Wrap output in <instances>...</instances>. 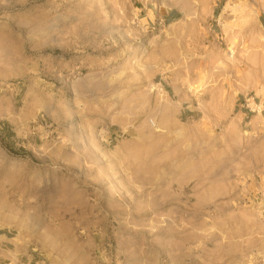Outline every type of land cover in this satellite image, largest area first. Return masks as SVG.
Wrapping results in <instances>:
<instances>
[{"label": "rangeland", "instance_id": "obj_1", "mask_svg": "<svg viewBox=\"0 0 264 264\" xmlns=\"http://www.w3.org/2000/svg\"><path fill=\"white\" fill-rule=\"evenodd\" d=\"M0 264H264V0H0Z\"/></svg>", "mask_w": 264, "mask_h": 264}, {"label": "crops", "instance_id": "obj_2", "mask_svg": "<svg viewBox=\"0 0 264 264\" xmlns=\"http://www.w3.org/2000/svg\"><path fill=\"white\" fill-rule=\"evenodd\" d=\"M169 15H171V14H169ZM169 17V16H168Z\"/></svg>", "mask_w": 264, "mask_h": 264}]
</instances>
